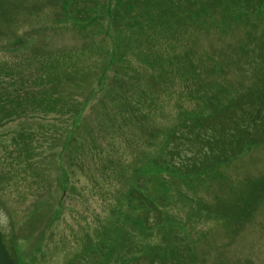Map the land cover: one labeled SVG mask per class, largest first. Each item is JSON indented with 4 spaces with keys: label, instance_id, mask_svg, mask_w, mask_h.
Masks as SVG:
<instances>
[{
    "label": "rangeland",
    "instance_id": "rangeland-1",
    "mask_svg": "<svg viewBox=\"0 0 264 264\" xmlns=\"http://www.w3.org/2000/svg\"><path fill=\"white\" fill-rule=\"evenodd\" d=\"M107 1L91 0V5L99 2L93 9L106 14L109 11L102 6ZM125 1L111 0L110 3L120 5ZM173 1L177 3V0ZM187 1L199 7L202 2L214 3L217 0ZM218 1L221 2L219 7L224 2L228 7L217 8V12L200 11L199 20L209 19L204 26L187 28L182 22L174 21L176 25L172 31L163 23L167 20L163 18L173 14L165 10L172 5H166L168 3L164 0H139V3L129 6L130 22L137 20L136 27L146 23L145 29L141 32L136 27L127 29L121 33L124 37L113 33L116 40L112 42L107 34L96 33L87 37L82 30L75 28L77 16L66 5L69 0L2 1L5 2L4 11L13 16L0 33V63L24 60L39 46L50 54L66 52V58L70 55V65L81 67L77 75H72L73 82L78 79L86 87L93 74L90 67L96 66V59L94 54L89 55L90 51H96L98 40L104 39L110 47L116 41L114 50L122 54L124 64L130 62L132 71L128 75L139 84L135 90L116 85L112 95L127 97L126 91H129L130 95L135 94L134 99L141 100L135 93H142L140 85L148 94V101H141L133 110L127 104L106 109L98 103L101 95L97 96L93 89H88L89 93L96 95L94 99H98L94 109L88 111V121L83 129V135L90 138V144L86 143L84 147L86 153L82 150L74 160L69 157L68 161L73 165L66 169L61 167L62 172L56 161L51 162L55 156L48 160V165L38 166L45 156L50 157L49 150L43 151V148H49L45 139L39 143L43 148L39 149L38 157L29 159L33 167L27 166L30 163L26 165L27 162L19 156L22 143L14 137L22 129L20 120L0 122V229L8 240L13 237L14 244L21 251L20 264H80L83 257L89 261V253L102 251H105L104 259L98 258L102 264H124L128 260L143 264L148 260L134 258L148 257L150 253L169 261V264L172 256L181 259V264H188L190 259L194 264H264V189L263 197L250 214L239 215L238 209L239 206L247 208L245 201L250 199L254 183H260L257 184L258 193L264 186V142L233 160L219 173L206 176L205 182L194 188L189 186V180L168 173L170 171L166 168L168 172L163 171L161 180L170 187L172 197L164 208L161 225L153 228L145 225L143 211L128 199L133 186L153 185L149 181L157 167H166L167 163L163 161L165 153L161 154L160 148L166 137H170L173 131L177 132L183 115L194 111L199 113L203 106L208 109L207 96L201 98L204 105L186 89L202 85L207 89L205 92L211 93L220 83L233 96L236 95L233 89L239 78L244 77V83L253 82L252 62L255 59L264 67V57H259V46L264 47V0L256 13L244 12L241 4L244 0ZM186 2H182L181 10L187 7ZM174 13L178 19L181 18V11L175 10ZM143 16L158 20L160 24L149 27L146 22L149 18ZM240 18L248 20L237 23ZM251 32L254 35L249 38ZM185 55L190 57L185 70L191 76L186 83L180 69ZM164 57L168 60V67H158V61L156 66L153 65L156 59ZM174 59L181 61L173 65L171 60ZM34 60L38 66L37 59ZM246 61L251 65H246ZM151 64L155 66L153 70ZM215 64H222L226 75L215 77L205 73L204 67ZM124 69L118 68L115 73H120L119 77L123 78ZM26 72L32 73L33 70L27 69ZM112 73V69L106 73L108 80ZM31 75L36 77L35 72ZM166 76L170 79L167 80ZM81 84H67L63 95H67V91L83 93ZM87 91L84 90L85 93ZM58 92H63L62 88ZM226 97H220L216 111L224 109ZM104 109L109 117L113 114L124 117L127 125L121 128L115 124L103 125L98 113L103 115ZM53 116L41 117L47 121L42 123L44 134L54 130L51 123L56 118ZM30 167L36 168L31 171ZM136 170L140 171L139 176ZM185 190L189 192L184 195ZM151 192L154 198L156 192ZM117 196L122 198V206L127 216L129 214L131 222L127 224L132 227L130 229H122L118 225L117 218L124 220V214L115 203ZM163 202L166 201L163 199ZM183 247H188L186 256L174 257L176 248ZM176 259L174 264L179 261ZM134 262L131 264H136Z\"/></svg>",
    "mask_w": 264,
    "mask_h": 264
},
{
    "label": "trees",
    "instance_id": "trees-1",
    "mask_svg": "<svg viewBox=\"0 0 264 264\" xmlns=\"http://www.w3.org/2000/svg\"><path fill=\"white\" fill-rule=\"evenodd\" d=\"M2 1L6 0H0V33L5 28V24L11 22L13 16L11 13L8 14L4 11L5 2ZM164 1L168 3L166 5H172L165 10L166 12H172L173 14L163 18L167 19L166 21H163L164 25L172 31H174L173 25H176L174 21L182 22V25L187 28L191 26H204L209 19L199 20L198 13L200 11L217 12V8H222L224 6L225 8L228 7L225 2L221 4L222 7H219L221 2L218 0L214 3L202 2L199 7L190 4L191 1H187V3L186 0H177V3L173 0ZM183 1L188 5L186 8H183L184 10H181ZM110 2L111 0H108L107 3L102 6L103 8L108 9L109 12L106 14L100 9L94 10L95 7L100 4L99 2L91 5V0H69V3H65L66 5L68 4V8L72 9L77 16L74 19L76 22L75 28L82 30L81 32L87 37H91V35L96 33H100V35L107 34L110 37L108 39L112 42L116 40L113 33H118V36H120L125 30H134V27H136L137 20L130 22L132 20L130 19L132 18V15L129 6L133 3H139V0H126V3L122 2L120 5ZM159 4L164 3L159 2ZM173 4L178 5L175 6ZM241 4L244 12L256 13L262 4V0H244ZM214 6L216 9H214ZM175 10L178 12L181 11L180 19L176 17V14L174 13ZM186 11L187 14H184ZM143 17L149 18L147 16ZM106 19L108 20L107 22ZM245 20L248 19L240 18L237 20V23H241ZM146 22L149 27L160 24L158 23V20L155 21L152 18L147 19ZM144 24L138 25L136 30L140 32L143 31L145 29ZM150 30H153V28ZM253 35L254 33L251 32L249 38ZM97 42H99V44L96 46V51H90L89 54L90 56H93L94 54L96 66L93 65V68L90 67L93 74L91 81L86 87L82 81L78 82V79L73 82L72 75H77L80 72L79 70L81 67L70 65V55L66 58V52L62 55H57L56 53L50 54L47 51H44L43 47L39 46L31 55L29 54L26 58L24 57V60L16 59V61L12 63H7L5 61L0 63V122H13L20 120V127H22V129L15 134L14 137L22 143V147L19 149V156L22 160L24 159L23 162H27H25L26 165L30 163L27 166L31 165V167H33L34 164H32L29 159L38 157L37 154L39 149L43 148L41 145L39 146V143L44 139L49 148H43V151L49 150L50 157L45 156L43 158V163L38 165L41 168L44 164L48 165L50 162H48V160L55 156L51 162L56 161L58 163L57 168L62 172L61 167L66 169L68 166L73 165L72 162L68 161L69 157L74 160L79 152H83L82 150H84V153L87 152L84 147L86 143L90 144V138L83 135V129L88 121L90 109H94V104L98 102V99H94L96 95L93 96L87 91L88 89H93V92L97 93V96L101 95V99L98 103L104 108L110 106L113 109L115 106H123L127 104L126 106H132L130 109L133 110V107L141 104V101H148V94L144 88H140L141 85L139 86V89H141V91L143 90L142 93L135 91L136 94L140 95L141 100L139 98L134 99L133 97L135 94L133 93V95H130L129 91H126V93H128L127 97L119 98L112 95L113 90H116V85H118L119 88L133 87L135 90L136 85L139 83H136L137 81L134 82L133 78H130L128 75V73L130 74L132 71L130 62L124 64L125 62L122 60V54H119L114 50L116 41L111 47L108 42V45L105 43L104 39L98 40ZM101 42H104L103 45ZM259 53V57H264V47L259 46ZM61 56L64 57L61 58ZM123 57L125 58L126 54ZM34 59H37L38 66L33 63L35 62ZM27 60L29 61L27 62ZM178 60L181 61V59H174V61L171 60V63L173 65L179 64L180 61ZM182 60L183 61L180 63V69L185 75L184 82L186 83L191 78L185 70L186 61L188 62L190 57L185 55ZM157 61L159 63L158 67H168L166 65L168 60L165 57L160 60L156 59L155 64L153 65L156 66ZM256 61L257 59L252 62V75L254 76L252 78L253 82L244 83V77L242 76L243 78H239L237 86L233 89L236 92V95L232 96L229 89H227L226 86H222L220 83H217L218 88L211 93L208 91L205 92L207 89L202 85L196 88L191 87L189 90L186 89V92H193L196 100L204 105L205 101L203 102L201 98L203 99L207 96L209 101V103H207L208 109L203 106V110L199 113L194 111L190 113L187 112L183 115L177 132L173 131L170 137H166V139H164L165 141L162 143L163 146L160 148L161 154L165 153V160L163 161L167 163L166 167H157L156 171L152 174L153 178L149 181L152 182L153 185H147L143 188L137 185L132 187L134 190L129 193V202L132 204L136 203L135 207L139 211H143L144 216H142V220L145 225H148L151 228L161 225L162 215H165L163 213L164 208L172 197L170 187L167 186L168 184L166 181L161 180L164 170L170 171H167L168 173L181 176L184 180H189V186L194 188L200 182L204 183L206 176H210L213 173H219L222 168L231 165L233 160L248 153L249 150L264 142V67L262 68V66ZM248 63L249 61H246V65H248ZM25 64L27 65L25 66ZM249 64L251 65V63ZM153 65L151 68L152 70L155 67ZM118 68H125L123 78L119 77L120 73H115ZM27 69H31L33 72L27 73ZM111 69L113 73L111 79L108 80L106 73L111 72ZM204 69L206 74L215 77H223V75H226L222 64L210 65L204 67ZM241 70L243 71V68H241ZM34 72L36 76L35 78L31 75ZM166 77L167 80L170 79L168 76ZM136 79L137 78H135V80ZM126 80L131 83H127ZM118 81L120 82L118 83ZM114 82L117 83L114 84ZM67 84H76L77 86L81 84L80 87L84 88L87 92L85 93L84 90H82L81 92L83 93L73 94L67 91L68 94L63 95L65 92L64 88ZM59 88H62L63 92L59 93ZM106 91L109 94H107ZM195 91L197 93H195ZM220 97H226L227 103H225L224 109L218 112L216 111V108L220 101ZM90 98L91 100H89ZM44 99H46V101H43ZM38 100L41 103H39ZM34 104H37V106L32 107ZM30 107L32 108L30 109ZM102 112L103 115L102 113H98V117L103 125L114 126L115 124L117 128L127 125L125 124L126 119H124V117L120 118L115 114H113L112 117H109L105 114V109L102 110ZM50 114L54 115L53 117L56 118L55 120H52L54 123H51L53 128H55L53 131L51 130L44 134V124L42 123L47 121L41 117H47ZM121 114L125 115L124 112H121ZM99 138L100 137H98V139ZM92 139L95 140L94 137H92ZM165 149L166 152L164 151ZM35 168L36 167L31 168V171H34ZM109 170L110 169L107 171ZM136 171H138L139 176L141 174L140 171ZM149 175L151 174L149 173ZM258 183L259 182H256L252 185L250 199H248L249 201H245L247 208L241 209V206L238 207L240 210L239 212L242 213H239V215H243L244 213L250 214L251 210L254 209V205L263 197L264 186L258 193V190L256 191V189L259 188L257 186ZM153 190L156 192L154 198L151 196L153 195L151 192ZM188 192V190H185L184 195ZM163 199L166 201L165 203L163 202ZM115 201L116 205L118 204L120 206V212L124 214V220L120 217L117 218L118 225H120V228L122 229L132 228L127 224V222H131V220L128 218L129 214L127 216V213L122 206V198L117 196ZM238 219H240V217ZM178 244L177 247H179ZM186 248L188 247L176 248L173 254L174 257L175 255L181 257L182 254L186 256ZM104 252L89 253L91 255L89 256V261H86V258L83 257L80 264H89V262L90 264H98L100 263L98 258L104 259ZM20 254L21 251L14 244L13 237L11 236L8 240L6 234L0 229V264H20ZM188 256H190L189 252ZM148 257H146V255H141L134 259L144 258L150 261L151 264H169V261L167 262L159 257H154L152 253L148 254ZM171 259L173 260L170 264H174L176 258H173L172 256ZM180 260L181 259L178 258L176 259L177 264H181ZM140 261L141 260H139V262ZM148 261L143 264H147ZM132 262L140 264L137 260H128V262L124 264H131ZM190 262L188 264H194L191 259Z\"/></svg>",
    "mask_w": 264,
    "mask_h": 264
}]
</instances>
